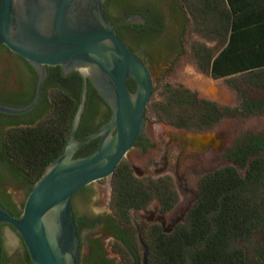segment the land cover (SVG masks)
Here are the masks:
<instances>
[{
    "label": "trees",
    "instance_id": "16d2710c",
    "mask_svg": "<svg viewBox=\"0 0 264 264\" xmlns=\"http://www.w3.org/2000/svg\"><path fill=\"white\" fill-rule=\"evenodd\" d=\"M117 1L123 4L127 0ZM157 5L180 15L181 37L192 22L197 32L217 40L214 49L191 43V55L200 71L213 79L226 80L241 103L236 108L221 107L198 99L195 92L186 88L166 85L163 101L149 104L145 115L179 128L205 131L216 127L226 116L262 114L264 100L247 98L240 83L258 86L264 81V0H159ZM142 18L145 25L134 26L141 33L137 44L147 47L150 70L163 77L183 55L184 40L173 56L167 54V45L155 41L152 22L145 15ZM132 50L141 53L133 45ZM3 55H8V63L4 69L0 66V102L26 106L35 97L36 77L27 76L23 61L0 47V58ZM12 69L21 76L12 79ZM47 83L38 104L29 113L0 114V203L15 217L20 216L27 196L45 168L63 153L78 105L79 95L50 88ZM127 85L135 90L132 80ZM79 91L80 86L78 94ZM91 147L92 142L83 146L81 157L89 155ZM226 158L235 166L216 170L199 181L196 201L184 223L170 233L158 226L146 230L150 264H248L239 244L264 222L260 195L264 187V135L239 138L226 152ZM110 185L106 235L113 238V249H125L131 259L141 263L130 210L146 208L154 199L164 211L171 210L178 201L175 186L168 177L158 181L138 179L123 160L110 178ZM12 189L21 191L22 201L16 200ZM89 193V189H82L78 195ZM75 222L77 226L76 215ZM259 259L264 264L262 254ZM95 260V255L88 256L84 264H93ZM20 264H31L26 249Z\"/></svg>",
    "mask_w": 264,
    "mask_h": 264
},
{
    "label": "water",
    "instance_id": "95a60500",
    "mask_svg": "<svg viewBox=\"0 0 264 264\" xmlns=\"http://www.w3.org/2000/svg\"><path fill=\"white\" fill-rule=\"evenodd\" d=\"M105 1L0 0V47L5 46L24 59L37 74L32 102L22 107L0 103V114L20 116L32 111L40 100L48 67L59 66L63 76L75 72L82 79L63 153L45 168L19 217L0 203V228L8 225L18 234L31 264H80V237L72 197L92 184L89 202L82 204L75 197L77 213H98L108 206L110 178L135 141L145 133L144 113L152 96V77L145 63L117 34L118 25L144 24L145 20L133 15L113 24L105 12ZM138 1L139 5L159 2ZM151 73L154 82L161 78L159 73L153 70ZM129 79L135 83L134 91L127 85ZM207 80L220 79L208 76ZM89 82L109 106L111 117L98 131L78 140L76 132L85 111ZM147 130L153 136L162 132L149 120ZM97 138L100 140L95 151L85 157H74L79 149ZM124 159L128 163L135 160V166L144 164L135 152ZM138 237L142 263L150 264L148 246L140 230ZM83 238H87L85 233ZM1 252L0 238V264Z\"/></svg>",
    "mask_w": 264,
    "mask_h": 264
},
{
    "label": "flooded vegetation",
    "instance_id": "af4514ba",
    "mask_svg": "<svg viewBox=\"0 0 264 264\" xmlns=\"http://www.w3.org/2000/svg\"><path fill=\"white\" fill-rule=\"evenodd\" d=\"M131 1H134L133 4ZM131 1L127 0L123 4L118 3L117 0L105 1L104 9L111 22L114 24L121 21L124 17H131L133 15H139L142 17L145 15L147 19L152 22L153 31L151 32L155 36V41L158 43H165L167 45L166 53L173 56L178 51L179 42L184 40V37L180 36L182 30L181 20L179 19L180 15L170 10V8L166 9L163 6H158L157 2L155 3L152 1L150 4H145L144 2L143 5H139L140 2L138 0ZM121 12H124V14H120ZM135 25L136 24L118 25L117 34L131 51H133L132 45L141 51L142 54L135 51H133V53L145 63L150 71L153 82V94L154 79L148 63L147 54L149 52L143 43L137 44L136 40L141 33L137 31V28H134ZM140 25L144 26L145 23ZM146 30L147 32H150V29ZM1 47L6 48L5 46ZM9 52L12 53L10 50ZM12 54L17 56L14 53ZM19 58L23 61L22 64L26 75L36 77L37 80V74L33 67L21 57ZM47 81V86L50 88H62L64 92L76 97L80 94L82 79L75 72L65 77L62 75V71L59 66L48 67L47 77L43 86H45ZM79 86L80 91L78 94L77 92ZM110 117L111 110L109 106L99 96L92 83L89 82L86 107L76 132V139L81 140L98 131L110 119ZM145 120V133L135 141L133 147L124 158H128L130 153L135 152V155L144 161V164L139 167L135 166V160H129V165L133 174H138V176L135 177L149 181H158L164 177H168L172 180L178 195L177 203L169 211H164L157 199H154L146 208L130 210L134 211L136 215V218L131 216V221L136 231L137 240L139 238L138 236L140 230L142 237H144L146 241L144 233L152 226H158L165 233H170L178 225L185 222L187 214L196 201V191L199 181L204 176L214 172L212 171L205 174L207 171L206 164L211 163L214 165L217 162L218 152L223 142L226 141L224 140L226 136L224 137V135L215 127L210 130L195 131L179 128L163 121H159L164 127L162 132L157 136H153L152 133L147 130L148 118L146 115ZM197 133L214 134L217 139L215 138V140L211 141L210 145L206 149H202L201 151H188L190 143L188 142L187 135ZM99 140L100 138L91 141L92 147L88 150V154L95 151ZM219 141L220 143H218ZM82 155L84 154H81L79 149L74 157H81ZM133 166L136 167L135 170H133ZM91 185L83 189L90 190ZM80 191L74 194L71 200L74 214L77 217V230L80 237V264H84L86 257L92 255H95L96 258L93 264H142L136 263L133 259H131L129 252L125 251V249L118 251L113 249V246H110V243L113 245V238L107 236L105 231V227L108 225V216L110 213L109 206H104L98 213L91 211H84L81 214L77 213L74 207L75 197L78 196L79 201L82 204L89 202L91 199L90 193L83 196L78 195ZM180 196L183 197L182 204H179ZM176 210L179 211L176 212ZM3 228L13 230L8 225H2L0 228L2 246L1 263L2 256H4L2 239ZM84 233L87 235L86 240L83 238ZM3 261V264H7L5 256L3 257Z\"/></svg>",
    "mask_w": 264,
    "mask_h": 264
},
{
    "label": "rangeland",
    "instance_id": "374dc122",
    "mask_svg": "<svg viewBox=\"0 0 264 264\" xmlns=\"http://www.w3.org/2000/svg\"><path fill=\"white\" fill-rule=\"evenodd\" d=\"M192 26V22L187 26L186 32L184 34V53L181 55L177 62L175 63L172 71L163 77L159 78L154 82V92L152 94L149 104L155 105L160 103L164 99V90L166 85H171L173 87L181 86L195 92L198 99L207 100L210 102H215L221 107L236 108L241 103V98L237 93L228 85L226 80L220 79L217 82H211L207 80L209 75H206L200 71L191 55L190 44L193 42H198L207 48L214 49L217 45V40L210 37L206 38V34L202 31H196ZM8 63V55H3L0 58L1 69H4ZM19 72L13 71L10 77L12 79H17ZM202 76V77H201ZM206 80V81H205ZM241 89L247 98L253 100H264V81L261 85L253 86L247 85L245 83H240ZM149 121L155 124L161 131L164 129L162 124L156 120L150 114L147 115ZM219 132H221L226 138L220 147L217 156V162L213 165L211 163L206 164L208 172L216 171L227 166H235L234 163L226 158V152L232 147V145L239 138L247 134H263L264 135V112L260 115H251L248 117L239 116H226L223 118L215 127ZM217 139L214 134H190L187 135L188 142L190 146L188 151H201L202 149L208 148L211 141ZM208 142V146L205 147V143ZM220 143V141L218 142ZM127 164L128 161L123 159ZM240 174H244V171L237 168ZM138 176V174H133ZM140 176V175H139ZM17 201H22L21 191L13 190L11 191ZM197 192V191H196ZM261 212L264 217V187L261 189ZM111 196V188L108 196V204ZM183 197H179V204H182ZM109 206V205H108ZM181 206V205H179ZM180 210V209H179ZM178 210V211H179ZM176 210V212H178ZM110 212V209H109ZM130 216L136 218L135 212L130 211ZM144 238V237H143ZM2 239H3V249L4 256L7 260V264H20V262L25 258V248L22 244L21 239L17 234L9 229H2ZM145 241V238H144ZM146 242V241H145ZM139 243V238H138ZM110 246H113L110 243ZM239 247L243 250L245 258L248 264H261L259 255L262 254L264 257V222L261 224L260 228L253 232L249 238L244 239L240 242ZM139 252L141 254V263L143 252L141 250L140 244L138 246ZM121 250V249H120ZM264 263V260H263ZM143 264V263H142Z\"/></svg>",
    "mask_w": 264,
    "mask_h": 264
}]
</instances>
